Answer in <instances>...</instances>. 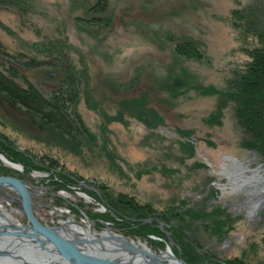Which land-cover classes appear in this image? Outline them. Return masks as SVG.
<instances>
[{
	"label": "rangeland",
	"instance_id": "obj_1",
	"mask_svg": "<svg viewBox=\"0 0 264 264\" xmlns=\"http://www.w3.org/2000/svg\"><path fill=\"white\" fill-rule=\"evenodd\" d=\"M97 1L0 3V69L47 98L76 93L73 137L0 94V175L41 189L44 224L73 217L189 264H264V204L251 214L256 190L226 173L235 160L264 177V126L241 111L264 82V0H108L91 13ZM159 76L185 86L154 89ZM143 94L155 127L122 108Z\"/></svg>",
	"mask_w": 264,
	"mask_h": 264
},
{
	"label": "flooded vegetation",
	"instance_id": "obj_2",
	"mask_svg": "<svg viewBox=\"0 0 264 264\" xmlns=\"http://www.w3.org/2000/svg\"><path fill=\"white\" fill-rule=\"evenodd\" d=\"M2 175L17 177L30 189L20 176L5 173ZM0 188V264H77L75 253L66 244L60 241H54L47 234L34 228V225L28 219L22 202V196L11 185L0 184ZM9 191L13 192L14 196L7 197L6 195ZM16 198L19 199L21 207L19 205L17 207L18 210L14 209L10 211L5 206V202L8 199L10 203L18 204L16 201L18 199ZM14 211L18 212L17 215H14ZM23 216H25V219H23ZM35 217L44 226L65 230V225L44 224L36 214ZM165 224L160 222V225H164V227L162 228L160 225L159 227L166 235H169L170 232L167 228L169 226ZM139 227L136 225L132 229ZM56 233L71 242L81 253L101 260V262L89 261L82 264H140V256L132 258L127 250L111 247L112 243H108L107 240L104 241L102 233L96 234L100 237H82L60 230H57ZM123 236L129 240L126 235L123 234ZM179 258L183 259L181 256ZM183 260L186 261L185 259Z\"/></svg>",
	"mask_w": 264,
	"mask_h": 264
},
{
	"label": "trees",
	"instance_id": "obj_3",
	"mask_svg": "<svg viewBox=\"0 0 264 264\" xmlns=\"http://www.w3.org/2000/svg\"><path fill=\"white\" fill-rule=\"evenodd\" d=\"M33 0H0L2 4L12 5H29ZM108 9V0H98L97 3L91 7V13H104ZM260 36L264 40V31H261ZM6 70L0 69V94L4 96L12 105L18 106L28 112L38 116L41 121L49 128L63 134L64 136L73 137V124L74 116L68 113L69 102L75 99V92L66 90L68 96L65 94H54L51 98H47L40 92L34 85L28 82L27 86H23L16 81L13 75H9ZM259 79L263 80L264 76L259 75ZM246 79V78H245ZM258 83V82H257ZM185 86V81L182 77H156L152 78V87L157 90L174 91L182 89ZM258 93L249 94L242 106V113L248 119L252 126L263 127L264 126V82L255 87ZM71 92V93H70ZM122 108L129 111L131 114L136 115L139 119L143 120L149 127H155V124L148 121L147 117L149 112H152L157 119H161L158 112L150 107L149 100L146 94L141 95L133 100L122 101ZM143 112V113H138ZM121 114H123L121 112ZM82 121V120H80ZM77 123V122H76ZM55 171V170H54ZM81 182H79L80 185ZM83 189H86L83 186ZM107 206L113 208L116 212L118 209L114 207L107 200ZM113 201H111L112 203ZM113 204V203H112ZM117 208V209H116ZM175 238V236H174Z\"/></svg>",
	"mask_w": 264,
	"mask_h": 264
},
{
	"label": "bare ground",
	"instance_id": "obj_4",
	"mask_svg": "<svg viewBox=\"0 0 264 264\" xmlns=\"http://www.w3.org/2000/svg\"><path fill=\"white\" fill-rule=\"evenodd\" d=\"M3 156V161L7 162V158ZM16 169L22 168V165H13ZM226 173H228L230 178H233L235 184L239 186V188L243 187H249L252 186L253 189L256 190V192L250 193L248 196V201L249 203L252 204V207L250 208V213L251 214H256L257 211L262 207L264 204V177L263 174L260 170H256L253 175H245L244 174V168L242 164L239 162L235 161L233 162V169L227 170ZM27 187V186H26ZM1 189V188H0ZM28 189V187H27ZM252 189V190H253ZM32 192H30V204H31V209L33 211V214H36V211L38 210V207H35V202L34 198L36 196L41 195V189H36V187L31 190L28 189ZM248 203V204H249ZM238 207L241 205H237ZM65 230L61 228H56L57 230H60L65 233H71V234H77L82 237H100L97 236L95 232L92 231L90 225H83L81 223L75 222L73 217H69L68 221L65 222ZM103 234V240L108 241V243H112L111 247L114 248H120V249H125L127 252L131 255V257L135 256H140V264L141 263H147V264H179V262H185L183 259L179 258L175 252L174 249L169 246L167 248V251H163L160 254L155 253L145 242L142 241H134V240H127L122 234L120 233H114L111 232L110 230H106ZM77 248V247H76ZM122 249V250H123ZM79 250V249H78ZM80 251V250H79ZM81 252V251H80ZM82 254L81 262L82 263H87L89 261L92 262H101L99 258L95 257H89L86 256L85 254ZM160 257V258H159ZM187 263V262H185ZM189 264V263H188Z\"/></svg>",
	"mask_w": 264,
	"mask_h": 264
},
{
	"label": "water",
	"instance_id": "obj_5",
	"mask_svg": "<svg viewBox=\"0 0 264 264\" xmlns=\"http://www.w3.org/2000/svg\"><path fill=\"white\" fill-rule=\"evenodd\" d=\"M0 184H8L11 185L21 196H22V202L24 205V208L26 210L28 219L30 220V222L34 225V228L38 229L39 231L47 234L48 236H50L54 241H60L64 244H66L68 246V248H70L76 255L77 258V264H82L81 262V258H82V254L81 252L78 250V248H76V246H74L71 242L65 240L64 238L60 237L56 232V229L53 227H49V226H44L42 225L38 219L35 217V215L33 214V211L31 209V204H30V192L27 189L26 185L17 177L14 176H0ZM160 258V257H159ZM179 264H188L185 262H179Z\"/></svg>",
	"mask_w": 264,
	"mask_h": 264
}]
</instances>
